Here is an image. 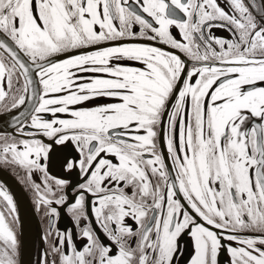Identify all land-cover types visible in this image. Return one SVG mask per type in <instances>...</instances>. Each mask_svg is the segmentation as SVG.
<instances>
[{
    "label": "snow or ice",
    "instance_id": "6c2138e0",
    "mask_svg": "<svg viewBox=\"0 0 264 264\" xmlns=\"http://www.w3.org/2000/svg\"><path fill=\"white\" fill-rule=\"evenodd\" d=\"M4 113L38 264H264V0H0ZM19 224L0 184V264Z\"/></svg>",
    "mask_w": 264,
    "mask_h": 264
},
{
    "label": "flooded vegetation",
    "instance_id": "af4514ba",
    "mask_svg": "<svg viewBox=\"0 0 264 264\" xmlns=\"http://www.w3.org/2000/svg\"><path fill=\"white\" fill-rule=\"evenodd\" d=\"M215 34L222 37L229 36V34L223 30H217ZM6 122L10 124V116L7 113L0 114V129L5 127ZM50 174L59 177L61 173L58 166H52L50 168ZM23 181V175H17V173L12 168L0 164V184H3L9 190V192L14 196V199L18 205L20 224L17 227V235L20 241V258L22 249V231L28 230L34 235L35 238L33 245V255L30 264H38L39 258L47 247L44 240L42 239V236L48 229V222L43 217L42 212H38L36 210L33 203V194ZM58 226L61 230H63L65 227H74L70 217L66 213L61 216ZM187 241L188 237L185 236L183 240L180 241V243L184 245ZM220 260L221 264H228V258L225 253L221 254Z\"/></svg>",
    "mask_w": 264,
    "mask_h": 264
},
{
    "label": "water",
    "instance_id": "95a60500",
    "mask_svg": "<svg viewBox=\"0 0 264 264\" xmlns=\"http://www.w3.org/2000/svg\"><path fill=\"white\" fill-rule=\"evenodd\" d=\"M34 235L28 230L22 231L20 264H30L33 255Z\"/></svg>",
    "mask_w": 264,
    "mask_h": 264
}]
</instances>
